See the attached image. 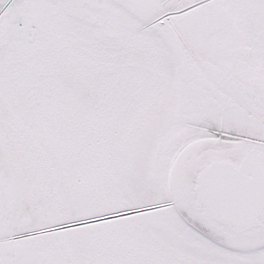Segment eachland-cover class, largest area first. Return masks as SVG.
<instances>
[{
  "label": "snow or ice",
  "instance_id": "1",
  "mask_svg": "<svg viewBox=\"0 0 264 264\" xmlns=\"http://www.w3.org/2000/svg\"><path fill=\"white\" fill-rule=\"evenodd\" d=\"M0 264H264V0H0Z\"/></svg>",
  "mask_w": 264,
  "mask_h": 264
}]
</instances>
